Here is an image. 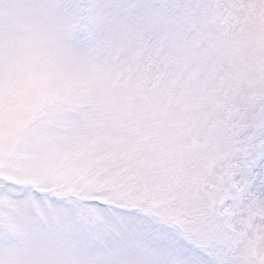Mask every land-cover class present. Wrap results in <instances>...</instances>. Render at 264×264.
<instances>
[{
    "label": "snow or ice",
    "instance_id": "1",
    "mask_svg": "<svg viewBox=\"0 0 264 264\" xmlns=\"http://www.w3.org/2000/svg\"><path fill=\"white\" fill-rule=\"evenodd\" d=\"M0 264H264V0H0Z\"/></svg>",
    "mask_w": 264,
    "mask_h": 264
}]
</instances>
